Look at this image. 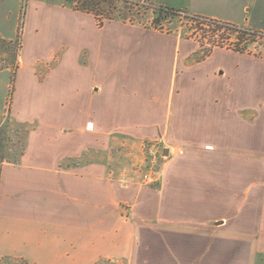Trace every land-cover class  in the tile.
Returning <instances> with one entry per match:
<instances>
[{"label":"crops","instance_id":"crops-1","mask_svg":"<svg viewBox=\"0 0 264 264\" xmlns=\"http://www.w3.org/2000/svg\"><path fill=\"white\" fill-rule=\"evenodd\" d=\"M199 1L188 0L177 8L168 0L154 3L264 32V10L252 18L244 4L238 18H230L221 13L227 8L232 11L234 3L224 0L220 12L218 7L209 14L197 7ZM201 2L205 4V0ZM61 6L92 17L100 30L117 23L166 39L164 44L174 51L167 112L162 118L158 111L165 97L157 88L156 95L151 96L156 117L147 116L143 123L112 110H107L101 120L96 112L86 116L82 109L85 120L79 134L56 126V136L44 138L37 153L31 152L28 138L19 161L1 169L0 261L19 258L26 264H139L143 229L155 237L163 228L176 231L187 225L206 231L230 228L236 239H222L224 245H230L232 253L249 254V260L245 256L237 259L264 264V99L252 97L259 89L264 92V57L223 47H213L202 56L203 45L196 39L128 21L112 20L99 27L92 14L74 10L68 3ZM165 48L159 45V55ZM216 51L235 56V64L214 59ZM101 88L94 84L91 93H99ZM135 126H151L143 131L145 138L169 135L170 142L178 146L168 145L170 158L187 162V167L180 169L176 162L168 164L161 191L138 185L136 173L121 174L95 159L94 150L108 148L113 135H129ZM36 130L32 128V132ZM202 157L215 160L205 163ZM240 158H246L244 163ZM254 158H260V163H252ZM182 172L187 174L185 178ZM183 178L187 179V220L180 224L170 211L177 194L174 183ZM207 205L214 206L216 212L201 214ZM201 215L206 220L204 225L195 221Z\"/></svg>","mask_w":264,"mask_h":264},{"label":"rangeland","instance_id":"rangeland-1","mask_svg":"<svg viewBox=\"0 0 264 264\" xmlns=\"http://www.w3.org/2000/svg\"><path fill=\"white\" fill-rule=\"evenodd\" d=\"M66 1L0 0V179L2 166L19 161L28 138L31 141V152L37 153L44 138L56 136V126L74 129L72 134L77 135L85 115L96 112L102 120L107 110L122 112L126 119L143 123L147 116L156 117L151 96L156 95L157 88L165 97L158 111L162 112V118L167 112L165 104L171 87L174 51L168 44H164L166 39L117 23L100 30L92 17L63 9L61 5L67 4ZM187 1L168 0L176 8L185 5ZM201 1L197 7L209 14H214L218 7L220 12L222 1L224 5V0H205V4ZM225 1L235 5L232 11L227 8L226 13H221L230 18H238L244 4L248 5L247 14L252 18L264 10V0ZM124 7V3L118 4L112 14L113 21H128L162 33L196 39L203 45L202 56L210 53L213 42L222 41V31L214 40L206 37L210 36L209 28L192 22L190 14L156 26L153 25L154 8L143 7L139 14L136 11L129 14ZM126 15L128 19H124ZM228 34L224 36L226 39H235L234 35ZM159 45H166L161 55L158 53ZM244 45L247 53L264 57V37H250ZM238 50H242V47ZM214 59L229 66L236 62L235 56L224 51H216ZM94 84L102 88L93 95L91 87ZM252 97L256 100L260 97L264 99V92L259 89L252 93ZM82 109H85L84 117ZM33 127L37 130L32 132ZM148 128L151 126H135L129 135H113L108 148L94 150L97 153L95 159L106 162L111 169L119 170L121 174L136 173L139 176L136 180L138 185L150 191H161L166 167L171 161L176 162L177 157L173 159L163 154L162 158L158 155L156 164L161 178L157 184L145 185L141 176L151 165L149 150L152 147L162 154L164 149H170L168 145L175 144L170 142L167 134L145 138L142 133ZM77 138L73 143H76ZM245 159L240 158L242 162ZM214 160V157H202L205 163ZM252 160V163H260V158ZM175 164L179 169L187 167V162L177 161ZM4 176H7V171ZM184 178L174 183L177 194L170 211L180 224L187 220L184 217H187V179ZM213 208L207 205L201 214L209 216L216 212ZM204 218L201 215L195 221L204 225ZM205 231L203 227L186 225L176 231L163 228L153 237L150 231L143 229L144 242L138 253L139 264L249 263V254L237 251L232 253L228 249L230 245L227 248L222 242V239H236L230 228L214 230L216 232ZM243 256L248 259H237ZM0 264L26 263L19 258H4ZM99 264L128 262L102 261Z\"/></svg>","mask_w":264,"mask_h":264},{"label":"trees","instance_id":"trees-1","mask_svg":"<svg viewBox=\"0 0 264 264\" xmlns=\"http://www.w3.org/2000/svg\"><path fill=\"white\" fill-rule=\"evenodd\" d=\"M66 2L71 4V7L74 10H78V11H83L89 14H92L99 27H102L105 23V20L107 21H112V14L116 11V9L118 8V2L114 1V0H103L102 2H93L91 0H67ZM125 7L124 9L128 11L129 14H134L136 11V14H139L140 12V7L129 4V3H124ZM178 12H182V10H176L173 8H168V7H162L161 9L155 10L154 12V19H153V25L159 26L162 24V22H167L170 20H175L176 18H179V14ZM129 16L126 15L124 17V19H128ZM190 20L194 23H200L202 25H204L203 23L205 21L209 22H218V23H223V24H218L216 23V25L209 27L208 32L210 33V36L206 33V37L210 38V39H216L217 36H219L218 33H220L222 31V39H226V36L228 33L227 31H229L228 35H235L236 39L239 41V43H242L243 41L248 40L250 37L248 36L247 31H245V29L240 28L239 26H236L234 24L228 23V22H222V21H218V20H213L210 18H206V17H201L198 15H192V17L190 18ZM226 30V31H225ZM231 32V33H230ZM249 37V38H247ZM203 38H205V36H203ZM206 39V38H205ZM216 42V41H215ZM214 44L211 47V50L213 49V47H223L222 44H219V42L217 41V43H212ZM238 52V51H237Z\"/></svg>","mask_w":264,"mask_h":264},{"label":"built area","instance_id":"built-area-1","mask_svg":"<svg viewBox=\"0 0 264 264\" xmlns=\"http://www.w3.org/2000/svg\"><path fill=\"white\" fill-rule=\"evenodd\" d=\"M93 2H102L103 0H91ZM118 3H129L135 6H138L140 8L143 7H151L154 8L155 10L161 9L163 6H157L154 3V0H114ZM165 8V7H164ZM180 17H184L187 16V12L182 11V12H178ZM215 20V19H213ZM219 21V20H218ZM216 23L218 22H209L205 21L203 24L206 25L208 28L211 26L216 25ZM218 24H223V23H218ZM242 28V27H240ZM245 29V31H247L248 36L250 37H256V38H260V37H264V32H260V31H256L253 29H248V28H243ZM235 39H230L227 38L226 41H224L222 39V41L219 44H222L223 48H227L233 51H238V52H246V47L244 45L243 41L242 43H239V41L236 39V36L234 35ZM247 37V38H249ZM242 47V50H238L239 48ZM161 155V157L163 158V152L161 154V151L159 152L158 149H155L154 147H152L149 150V155L151 157V165L149 166V169L145 172H143L142 174V183L145 185H155L160 181L161 178V172L157 169V157L158 155Z\"/></svg>","mask_w":264,"mask_h":264},{"label":"water","instance_id":"water-1","mask_svg":"<svg viewBox=\"0 0 264 264\" xmlns=\"http://www.w3.org/2000/svg\"><path fill=\"white\" fill-rule=\"evenodd\" d=\"M169 149L168 148H166V149H164V151H163V154L165 155V156H169Z\"/></svg>","mask_w":264,"mask_h":264}]
</instances>
